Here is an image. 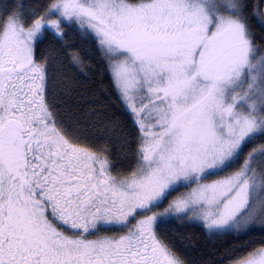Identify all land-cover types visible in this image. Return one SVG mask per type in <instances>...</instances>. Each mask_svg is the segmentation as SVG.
I'll return each instance as SVG.
<instances>
[{
    "label": "snow or ice",
    "instance_id": "6c2138e0",
    "mask_svg": "<svg viewBox=\"0 0 264 264\" xmlns=\"http://www.w3.org/2000/svg\"><path fill=\"white\" fill-rule=\"evenodd\" d=\"M262 8L264 0L0 5V264H187L162 226L264 229ZM68 30L99 55L109 81L101 90L130 121L116 156L111 140L86 133L97 111L81 109L88 94L70 82L52 91L64 58L83 72ZM238 264H264V248Z\"/></svg>",
    "mask_w": 264,
    "mask_h": 264
},
{
    "label": "trees",
    "instance_id": "16d2710c",
    "mask_svg": "<svg viewBox=\"0 0 264 264\" xmlns=\"http://www.w3.org/2000/svg\"><path fill=\"white\" fill-rule=\"evenodd\" d=\"M20 2L28 4L30 0H0V5L12 7ZM261 10L264 11V8ZM252 26L258 33L260 32L255 21L252 22ZM65 39L71 45L68 51L77 52L81 56L83 72L71 66L68 59L64 58L63 65H57L59 71L53 74L52 91L59 92L70 82L75 92L88 94L90 103L81 101V109L86 111L89 107H95L97 111L91 117V122H95L96 127L89 129L85 124L86 133L90 140L98 144L111 140L112 155L116 156L118 154L116 139L131 131L130 121L127 116L121 115L119 102L110 94V88L109 93L101 90L102 87H109V81L107 75L102 74L104 69L99 55H89L88 45L83 43L74 31L68 30ZM108 122L118 123L119 127L115 129L105 127ZM159 211H163V208ZM161 236L165 242L175 245L177 252L186 259L187 264H234L254 250L264 248V229L260 227L243 234L209 235L201 226L184 223L169 225L167 232L162 226Z\"/></svg>",
    "mask_w": 264,
    "mask_h": 264
},
{
    "label": "rangeland",
    "instance_id": "374dc122",
    "mask_svg": "<svg viewBox=\"0 0 264 264\" xmlns=\"http://www.w3.org/2000/svg\"><path fill=\"white\" fill-rule=\"evenodd\" d=\"M194 225H198V224H194ZM198 226H200V225H198ZM201 227H202V226H201ZM202 228H203V227H202ZM203 230L205 231V229H204V228H203ZM205 232H206V231H205ZM206 233H207V232H206ZM232 233H234V234H235L236 232H235V231H233ZM207 234H208V233H207ZM260 249H261V248H260ZM256 250H259V249H256ZM256 250H254V251H256ZM254 251H253V252H254ZM250 254H251V253H250ZM250 254L246 255V256H245L244 258H242V259H245V258H247V257H248ZM242 259H241V260H242ZM234 264H238V262H237V263H234Z\"/></svg>",
    "mask_w": 264,
    "mask_h": 264
}]
</instances>
